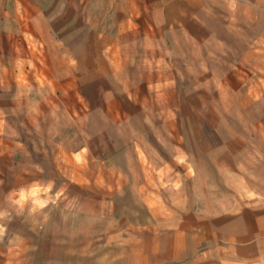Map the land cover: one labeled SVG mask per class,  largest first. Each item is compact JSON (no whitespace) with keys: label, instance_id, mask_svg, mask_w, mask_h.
I'll return each instance as SVG.
<instances>
[{"label":"crops","instance_id":"1","mask_svg":"<svg viewBox=\"0 0 264 264\" xmlns=\"http://www.w3.org/2000/svg\"><path fill=\"white\" fill-rule=\"evenodd\" d=\"M211 19L233 26L230 37L244 47L245 62L240 63L253 65L247 68L251 72H263L259 76L263 81L252 80L248 86H263L264 0H225V5L223 0H0V55L28 57L23 64L0 61L1 167L16 168L15 154L22 149L14 136H29L38 126L43 137L48 127L53 128L54 145L47 147L41 138L42 150L68 151L71 161L75 153L96 155L109 175L102 177L103 183L118 185L113 189L118 204L110 198L109 210L122 217V223L134 226L136 254L145 263L214 258L215 264H264V189H245L249 181L243 169L247 166L241 169L245 164L240 157L229 166L234 168L231 178L208 179V152L238 150L224 144L208 149L200 130L191 138L180 122L186 118L179 106L189 100L190 90L182 92L178 102L173 90L176 86H206L200 77L193 84L185 77L176 79L174 60L168 57L190 65L187 56L202 57L206 40L221 44L226 38L221 32L207 31ZM197 25L198 30H192ZM155 56L167 58L148 66L146 57ZM32 74H38L37 79ZM62 109L70 113L64 125L57 115ZM158 120L161 123L155 127ZM23 146L22 151H32L29 145ZM223 158L217 154L215 161L221 160L222 165ZM57 162L55 168L60 167ZM176 162L190 169L187 175L176 172ZM38 163L42 171L46 166ZM86 181L91 183L90 176ZM64 183L79 184L80 177L39 175L21 180L1 176L0 184L7 187H0V223L4 216L14 214L11 200L31 210L38 201L39 213L51 206L61 216L54 230L62 232L63 215L73 210L78 193L62 187H52L49 193L31 190L35 184ZM254 183L260 184L257 178ZM99 204L88 203V214L93 217L96 207L103 206L104 212L98 214H108L107 205ZM46 220L47 216L43 225ZM43 225L38 232L46 231ZM70 229L77 231L78 227ZM26 242L34 249L28 256L30 262L63 263L62 240ZM65 248H73V243ZM47 249L54 250L48 254Z\"/></svg>","mask_w":264,"mask_h":264},{"label":"rangeland","instance_id":"2","mask_svg":"<svg viewBox=\"0 0 264 264\" xmlns=\"http://www.w3.org/2000/svg\"><path fill=\"white\" fill-rule=\"evenodd\" d=\"M223 1L225 5V0ZM206 26L208 32H221L223 37H226L221 40V44L215 39L206 40V45L204 44L201 47L202 57L193 55V53L189 57L187 56V58H190V65L186 64L188 61L184 63V61L180 58L178 59V57H168L174 60L175 70L173 73L176 79H181V77L184 79L185 77V80L193 84L194 80L200 77V79L204 80L206 85L203 88H194L192 85L190 89L182 86H176L173 89L177 102L178 99L181 100L183 96L182 92L190 90L191 93L187 102L179 103V106H181L180 111L185 113L184 115L186 118L180 122L184 123L182 127L184 126V128L187 129L186 133L189 134L191 138L192 135L200 130L207 139L208 149H210L211 146L214 147L224 144L228 145V148L230 145H234L233 149L238 150V152H231L232 149L220 153L213 151L208 152V179H210L211 176H217L219 181H226L231 178L234 168L229 166H231V163H236L234 161L238 159L237 157H240L242 163L245 164L241 169L247 166V168L243 169L249 181L245 184V189L250 192L263 190L264 84L261 87L248 86L256 80L263 81L259 79V76H263V72L260 70L251 72L247 68L253 65L247 67V65L240 63V60H244L245 62L244 56L241 55L244 47H242L240 40L230 37L232 25L228 22L218 24L211 19ZM197 28L198 25L197 27H192V30H198ZM5 43L6 41L2 43L4 49L7 48ZM24 58L28 59V57L23 56L8 58L6 54L0 55V61L4 65L14 62L16 64H23ZM146 58L148 60V66H151V64L155 66L158 60L162 61L167 57L155 56ZM136 60L138 61V59ZM130 62L134 68L135 63L133 57H130L129 63ZM250 75H252V77L248 81L247 79ZM31 76L37 79L38 74H32ZM187 81H185V83ZM178 83L179 82H176V85H178ZM180 83L182 84V81ZM156 92L157 91L154 93ZM16 106L20 105L16 104ZM54 110L57 109L55 108ZM69 114V110L66 109H62L60 113L58 111L57 115L61 118V123H63V125L68 122ZM19 122L21 123V120H19ZM51 122L52 127L55 126V122H53V120H51ZM47 123H49V120ZM154 123L155 127H157L156 124L161 123V121H154ZM36 129H38V126L37 128H33V132H31L29 136L24 137L20 134L13 137L16 140V145H18L20 149L24 150V144L25 147L29 145L32 151L21 150L15 154V169L10 170L0 165V177L14 175L15 177H20L22 180L24 177H38L39 175H61L62 177H68L75 174L80 177L79 184H35L31 191L32 193H38L39 191L43 192L45 190L49 193L50 190L53 191L52 187H62L67 188V191L71 190L74 193H78L79 200L73 203L75 207L73 206L74 208L72 211L67 210V212L64 213L62 232L54 230L56 228L58 229L57 224L61 216L56 215L54 208H50L51 206H49L46 211H43V213H39L38 201L35 202L36 208L31 210L29 207H24L23 203L13 202V200H11L10 203L14 206V214L4 216L5 218H3V221L0 223V264H37L34 260L30 262L28 259L30 250L34 249H31L28 245L26 246L25 241H29L26 242L27 244H33L34 241L44 238H46L47 241L62 240L65 246L67 243H73V248H65L64 246L62 249L64 252L63 263L59 264H147L145 263L144 257L136 254L138 247L134 240L136 235L134 226L129 223L128 225L122 223L123 218L109 210L110 206L108 205L110 204V198L113 199L114 204H118V195L113 190L115 187H118V185L115 183H103L102 177H104V175H109L107 169L100 166L98 157L96 155L94 157L88 155L86 152H80L75 153L72 158L73 161H71L72 153L68 151L56 153L54 151L42 150L45 149V144H42L41 138H43V143L45 140L47 141L48 147V144L54 145L56 136L54 135L53 128L51 129L48 127L47 133L44 134L43 137H40ZM19 131L21 132L20 129ZM65 138L69 139V136L67 138V136L63 135V139ZM161 144H163V142L160 140V146ZM164 145H166L165 142ZM164 145L163 148L165 149L166 147ZM164 153L166 154V152ZM149 154L150 153H148V155ZM217 154L219 157L223 156L225 158L222 165L221 160L215 161ZM132 155L133 153H130V156ZM148 158L150 157L148 156ZM55 159H57V163L60 167L55 168ZM4 161L6 162V160ZM39 161L46 166L42 168V171L38 167ZM176 161L178 160L176 159ZM26 162H30V168H22L23 166L21 165ZM184 165L187 166L186 163ZM175 169L176 172L185 173L187 175L188 169L177 162L175 163ZM189 171L190 169L188 172ZM225 172L228 173L227 176H224ZM88 176L91 178V183L86 181ZM175 176H177L176 173ZM190 177L191 178L187 180L189 183L192 182V174ZM256 178L260 184L254 183ZM223 185L225 189L226 185ZM0 187H7V184H0ZM24 191L25 190H22V192ZM127 195L129 196V194ZM93 201L94 203L102 204V206L107 205L106 209H108V211L106 213L108 214H98V212H104L105 208L103 207L106 206H103L100 209L96 207L94 210L96 214L93 217L89 215L88 213H90V211L86 205ZM110 212L112 214H110ZM58 213L60 214L61 211ZM45 216H47V224L43 225L42 220ZM40 224L46 229L45 232H38ZM70 227L73 229L78 227V230L73 231L70 229L68 231L67 228ZM64 228H66V230ZM75 242L78 243L77 248L74 247ZM47 250L49 254L50 251L53 252L54 249ZM32 255H34V253H32ZM202 259L203 261L201 262H196L195 259V262L191 263L171 264H215L214 258ZM48 260L51 259L48 258Z\"/></svg>","mask_w":264,"mask_h":264},{"label":"bare ground","instance_id":"3","mask_svg":"<svg viewBox=\"0 0 264 264\" xmlns=\"http://www.w3.org/2000/svg\"><path fill=\"white\" fill-rule=\"evenodd\" d=\"M175 117V116H174ZM171 119V118H170Z\"/></svg>","mask_w":264,"mask_h":264}]
</instances>
